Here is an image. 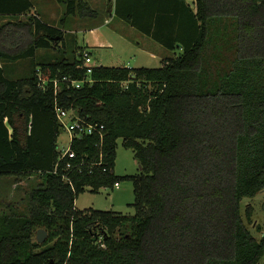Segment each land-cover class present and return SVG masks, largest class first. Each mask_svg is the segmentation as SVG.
I'll return each mask as SVG.
<instances>
[{
  "label": "trees",
  "instance_id": "trees-1",
  "mask_svg": "<svg viewBox=\"0 0 264 264\" xmlns=\"http://www.w3.org/2000/svg\"><path fill=\"white\" fill-rule=\"evenodd\" d=\"M59 1L68 14H100L87 0ZM32 9L31 0H0V17L11 18L0 26V59L34 57L64 39L36 14L20 19ZM114 14L180 55L89 74L87 44L26 78L9 79L0 65V176L43 179L29 212L0 215V264H258L264 231L254 236L241 202L264 189V0H114ZM56 104L105 126L103 141L73 139V186L63 163L54 172ZM120 138L139 174H116ZM120 179L133 182L134 215L76 207L88 187ZM245 212L251 220L252 206Z\"/></svg>",
  "mask_w": 264,
  "mask_h": 264
},
{
  "label": "rangeland",
  "instance_id": "rangeland-1",
  "mask_svg": "<svg viewBox=\"0 0 264 264\" xmlns=\"http://www.w3.org/2000/svg\"><path fill=\"white\" fill-rule=\"evenodd\" d=\"M104 1L106 7L108 0ZM36 6L38 10L36 15L46 22L63 28L64 39L59 40L57 45L51 48L38 49L34 57L18 60L0 59V65L9 79L28 77L36 64L63 59L73 61L76 57V49L86 44L90 45L93 65L160 67L165 59L181 53L179 47L168 49L153 37L118 18L113 9L100 11L99 16L93 18L68 14L66 3L59 0H36ZM95 7H98L97 4ZM9 19L11 18H1L0 26ZM94 25H100V28L90 31L88 28ZM102 43L104 44L101 45ZM58 142L60 146L69 145V133L63 128ZM115 172L119 177L141 172L133 150L124 146L122 138L118 139ZM42 180L39 174L22 177L0 176V209L4 214L29 212L31 192L40 186ZM134 200L132 180L120 179L119 186L101 188L97 192L88 187L76 199L75 205L80 209L92 207L134 215L135 207L131 205ZM248 205L253 208L251 220L247 219L245 212ZM241 211L254 236L260 238L264 231V189L254 197L244 198L241 202ZM34 237L37 239V232ZM258 264H264V256Z\"/></svg>",
  "mask_w": 264,
  "mask_h": 264
},
{
  "label": "built area",
  "instance_id": "built-area-1",
  "mask_svg": "<svg viewBox=\"0 0 264 264\" xmlns=\"http://www.w3.org/2000/svg\"><path fill=\"white\" fill-rule=\"evenodd\" d=\"M84 60L85 65L88 67V73L90 74L92 72L93 64L91 63L92 56L89 50L84 51ZM64 80L71 81L72 85L78 88L81 87V85L84 83V81L70 80L68 77H64ZM44 84L45 81L42 82L41 86L44 87ZM54 84L56 86V89L60 90L59 81L55 80ZM55 111L57 118L62 124V128L69 133L70 142L69 145L66 147L58 145L59 156L54 172H58L59 166L63 163V180L65 182H69L73 186L71 177L69 175V172L74 169V165L72 164L71 160L77 157V152L72 148L73 139L81 138L84 135L98 134L100 140L103 141L105 126L104 124H100L98 122H88L86 118L81 116L78 110L75 108L66 109L61 107L59 104H56ZM101 163L102 161L91 162L90 166L92 167L96 164L100 165ZM119 185L120 182H116L114 186Z\"/></svg>",
  "mask_w": 264,
  "mask_h": 264
},
{
  "label": "crops",
  "instance_id": "crops-1",
  "mask_svg": "<svg viewBox=\"0 0 264 264\" xmlns=\"http://www.w3.org/2000/svg\"><path fill=\"white\" fill-rule=\"evenodd\" d=\"M32 2H33V9H32V11H31V13L32 14H28V15H22L21 17H20V19H26L27 18V16H29V15H35L36 13H37V6H36V0H31ZM88 2H89V4H90V6L91 7H93V8H95V9H99L101 12H106V11H109V10H111V9H113L114 10V0H113V2L112 3H110V1L108 0V3H107V5H106V7H105V5H104V3H105V1L104 0H87ZM38 2V1H37ZM96 4H97V6L98 7H95L96 6ZM1 18H10V17H0V19ZM107 20V19H106ZM105 20V21H106ZM49 24H52V25H54V26H57V25H55V24H53V23H50V22H48ZM58 27V26H57ZM98 28H100V25H94L93 27H91V28H88L90 31H92V30H96V29H98ZM62 30H63V28H61ZM64 31V30H63ZM103 44V43H102ZM101 44V45H102ZM87 45V44H86ZM88 50L90 51V53H91V55H92V52H91V49L90 48H88ZM4 214V211L2 210V209H0V215H3ZM7 214H9V212H7Z\"/></svg>",
  "mask_w": 264,
  "mask_h": 264
},
{
  "label": "water",
  "instance_id": "water-1",
  "mask_svg": "<svg viewBox=\"0 0 264 264\" xmlns=\"http://www.w3.org/2000/svg\"><path fill=\"white\" fill-rule=\"evenodd\" d=\"M109 1H110V3L113 2V0H109ZM140 168H141V166H140ZM47 237H48V232L44 228H39L37 230L38 242H40V243L44 242L47 239Z\"/></svg>",
  "mask_w": 264,
  "mask_h": 264
}]
</instances>
